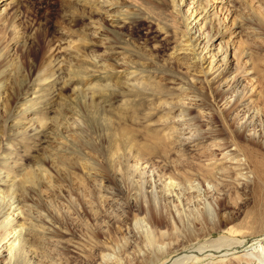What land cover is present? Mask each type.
<instances>
[{"label": "rangeland", "instance_id": "obj_1", "mask_svg": "<svg viewBox=\"0 0 264 264\" xmlns=\"http://www.w3.org/2000/svg\"><path fill=\"white\" fill-rule=\"evenodd\" d=\"M179 1L175 7L179 12L172 11L171 2L163 9L161 23L167 32L160 30L156 21L146 19L150 6L139 0L1 2L0 224L7 222L8 226L0 227V264H10L18 242V224H22V245L30 228L45 234L53 228L57 231L53 237L44 235L35 241L41 243L40 248L24 243L25 264H143L154 248L168 253L184 248L185 225L193 228V218H200L212 201H237L241 209L246 206L241 183L237 188L214 183L216 190L207 180L201 183L193 177L184 181L181 166L186 156L189 172L200 163L196 139L209 130L211 117L220 122L235 116L236 111L229 107L249 86L247 80L240 74L232 83L236 73H230L219 85L213 84L205 80L204 71L234 72V48L243 32L257 44L261 41L257 51L264 55V23L257 17L258 13L264 17V0ZM225 13L235 18L232 27L230 21L223 20ZM184 21L190 22L188 36L197 44L193 49L192 45L183 48ZM207 43L204 58L193 57L196 48L199 51ZM41 60L50 63L48 68L54 73L48 79H43L45 71L38 69ZM123 68L125 74H121ZM150 71L153 80L163 74L181 80L166 99L169 103L134 96L128 89L138 86L141 78H150ZM93 101L109 112V128L101 115L90 111ZM238 117L239 126L244 120L242 111ZM153 129L165 135L158 143L160 150L143 157L135 150L109 152L115 150L114 140L120 141V130L141 144L151 141ZM249 130L247 134L259 138V130L254 132L252 126ZM218 152L214 151L215 159L222 156ZM207 155L206 161L213 156L209 150ZM234 161L220 159L216 163L226 162L229 170H235L229 165ZM28 170L40 173V179L20 195L15 183ZM225 210L233 212L234 208ZM159 213L164 218L157 224L154 219ZM171 215L175 219H170ZM153 230L164 234L156 235L150 244L148 234L155 238ZM195 230L201 232L203 227L198 225ZM219 237L214 234L205 240L217 241ZM61 239L65 241L60 243ZM247 241L250 245L254 240L248 236ZM247 244L226 258L253 256ZM208 249L195 248L172 259L199 253L202 260L190 264H219L220 257L214 259ZM260 253L264 256V249ZM255 264L264 263L257 258Z\"/></svg>", "mask_w": 264, "mask_h": 264}, {"label": "bare ground", "instance_id": "obj_2", "mask_svg": "<svg viewBox=\"0 0 264 264\" xmlns=\"http://www.w3.org/2000/svg\"><path fill=\"white\" fill-rule=\"evenodd\" d=\"M2 1L3 0H0V4ZM142 1L146 4H149L150 6V8H148L149 10L147 9L148 13H146V19H149L150 22H152L153 20L156 21L157 23H155L157 24V26L159 25V29L167 32V27L161 23L163 19V9L169 5V2H171L172 11L175 10L179 12L178 9L175 8L179 6V0H158L156 3L152 2L151 0H139L140 4H142ZM249 7L254 14H257V10L255 7H253V5H250ZM149 13H151L152 15H149ZM257 17L261 22L264 23V17L261 16L260 13L257 14ZM222 18L223 20L227 19L228 21H230L232 24L231 27L236 23L235 18H231V16L229 17L226 13L222 14ZM175 23H177V21H175ZM189 24L190 22L184 23L185 29L180 35V37L184 36V39H182V41L186 46L182 47L185 49L188 48L187 45H192L190 47L191 49H193V47L197 45L196 43H192L191 37L188 36V33L191 30ZM176 27L174 28V31L176 32V34H178ZM234 32V30L231 31V33ZM239 33L240 30L237 31V35H239ZM131 34L134 35L133 32ZM242 36V40H239L238 45H235L234 48V72H212L207 74V71L209 70V68H207V70L204 71V76L206 81L219 85L222 80L226 79L228 75H230V73H236L233 76L232 83L236 82V80L238 79V77L236 79V75L239 76L240 74H242L244 79L247 80L249 86H245L242 89L241 95L237 96L229 107V111H236V114L232 119H230L229 121H227L226 119H222L219 122L214 117L210 118V120L208 121L209 130L203 131L199 136V139H196V145L199 146L198 150H200L198 159L200 163H197V165L194 167V172L191 173L189 172L191 170V164L186 156L184 158L185 160L183 162V166H181V175L184 181H191V179L194 177L195 179L197 178L201 183H204L207 180L208 184L211 183L212 185H215L214 183H220L225 187L229 186L232 188H237L239 183H241L243 189H245L244 194L246 195V200L248 199V203L243 209H241L240 204L236 203L237 201H233L236 204L230 203L229 201H227V204H223L221 202L223 200H221L217 204L216 201L211 200L213 203L209 202L211 203V205H207V208H205L204 211L200 212L201 219L196 217L191 221V224L193 223V228L189 224H187V226L185 225V229L183 230L182 234V244L184 248H177L173 250L172 253L163 252L162 249L158 248L155 250L154 248L151 252L150 258L146 259L143 264H190L194 261H201V254L199 253H196L195 255H182V257L177 260H173L172 258L174 256L180 255L182 252L184 253L195 248H198V250L200 251H207L203 250L206 246H209L208 250L211 252L210 255L214 259L220 257L218 259L219 264H255L257 258L260 259L262 263H264V256L260 253L262 249H264V55L257 51L262 46L260 44L261 41L259 42V44H257L254 40H251L249 38L246 32H243ZM210 38L212 37L208 38V42L210 41ZM165 42L164 44H166ZM209 45V43L205 44L199 51L197 50V47L195 50L196 52H193V57H196L197 60H202V58H204V54L202 52L204 49L208 48ZM182 47H176L175 50L183 49ZM252 49L257 53L254 54ZM49 65L50 63L45 64L44 60H41L38 63V69L40 68L45 71L43 79H48L50 76L54 75V73L48 68ZM104 69H108V67ZM124 71L126 72L125 68H123L121 74H125L123 73ZM139 72H146V74L149 75L148 71L140 70ZM153 73V71H150V78L143 77L140 79L141 81H139L138 86H129L128 89L134 96H149L154 99H164V103H169L166 99L169 97V95H171L174 88L173 86L179 85L181 83V80L173 75L166 76V74H163V76L158 80H153L151 79V74ZM119 84L120 83L118 81L114 85L119 86ZM169 84L172 85V87H170ZM102 91L104 92V89ZM202 98L205 100V95H202ZM90 111L93 115H101V120L106 122L104 126L106 128L110 127L111 120L108 117L109 112L103 106L96 104V102L91 103ZM241 111L242 118H244V120L240 122V125L238 126L237 123L241 118L238 117V113ZM251 126L254 129V132L255 130L260 131L259 138H256L254 134H247V131L250 132L249 127ZM156 129L150 130L149 136L151 141L141 144H137L136 141L133 140L131 136H128L124 130H120V141L117 142V140H114L112 147H114L115 150L112 151L110 149L109 152L111 153V155H114L117 154V151L120 149H123V153L124 151L131 152L132 150H135L140 157H143L147 153L153 152L158 149L160 150L159 147L162 148V146L158 143L163 142V137H165V135H161L160 132ZM167 135H169V133L166 134V136ZM207 141H209V145L205 144ZM120 143L124 145L119 146ZM231 146H233V148H230ZM208 150L210 155L213 156L206 161ZM214 151H219L218 153L222 154V156L218 159H215L216 154H214ZM240 156H242L243 161L241 158H239ZM220 159H235L234 162L229 164L232 165L235 170H229L228 167H226V162L217 165L216 161ZM220 169H224L225 171L219 172ZM0 179H2V177H0ZM39 179L40 173L36 172L35 170H28L22 175L21 179L15 183V190H17L20 195L28 193L31 190L30 188L38 184ZM26 183H28L30 186L26 187ZM13 191L12 193H14ZM210 192L211 190H209L208 186H206L205 194L206 196L209 195L207 196V198L211 197V194H209ZM216 192L217 194H220L218 193V191ZM223 198L225 199V196ZM230 206H233L234 211L225 212V209ZM156 218L157 219L154 220L157 224H159V221L161 220V218H164V216L160 215L159 213ZM172 218H174V215L170 216V219ZM172 223H174V220L172 221ZM198 225L203 227V230L201 232L195 230V227ZM204 225L206 226L204 227ZM5 226H8L7 222L0 224L1 228H6ZM17 226L18 229H16V226L12 228L16 229L15 232H19L16 235L18 237L17 246L14 248L11 255L13 261L10 262L11 257L9 259L10 264H25V260L24 258H22V253L25 250L24 243H27L29 247L35 246V248H40L41 243L35 244V241H37L39 238H42L44 235H49L47 238L57 235V231L54 228L51 229L49 233L47 232L48 234L30 228L26 233L28 237L24 239V243L22 245V242H20L19 240L22 224H18ZM154 233L155 238H153V235L148 234L150 236V244H154L157 237L164 234V232L160 230H157ZM214 234H220L218 240L208 241L206 243L205 239L208 237H212ZM248 236H250L254 240L250 245L247 244ZM58 241L61 243L65 240L61 239ZM246 244L247 249H250L252 247V253H254L253 256H247L246 254L245 256L237 255L236 257L231 256L226 258L228 255H234L238 253V248L244 247L246 246ZM259 247H261V250H259ZM187 260H189V262H187Z\"/></svg>", "mask_w": 264, "mask_h": 264}]
</instances>
